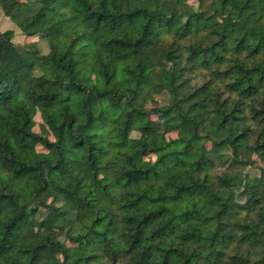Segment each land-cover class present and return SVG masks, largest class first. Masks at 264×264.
Returning <instances> with one entry per match:
<instances>
[{
	"label": "trees",
	"instance_id": "1",
	"mask_svg": "<svg viewBox=\"0 0 264 264\" xmlns=\"http://www.w3.org/2000/svg\"><path fill=\"white\" fill-rule=\"evenodd\" d=\"M7 1L0 264H264V0Z\"/></svg>",
	"mask_w": 264,
	"mask_h": 264
},
{
	"label": "rangeland",
	"instance_id": "2",
	"mask_svg": "<svg viewBox=\"0 0 264 264\" xmlns=\"http://www.w3.org/2000/svg\"><path fill=\"white\" fill-rule=\"evenodd\" d=\"M186 1L193 8H195L197 6L196 0H186ZM7 3H8L7 0H0V31L1 32L11 31L14 34V37H13L14 44L23 45L25 43H35V44H38L37 46H38V50L40 53H42V54L47 53L48 45L46 44V42H45V40L41 34L24 36L19 31V29L17 28L16 24H17L18 18L13 19V18H9V17L4 15L3 10H2V6L7 4ZM95 80L97 81L96 78H95ZM152 99L154 100V102L150 101V100L146 101L145 108H147V109L152 108L154 104H156L157 106H166L171 102L169 96L166 93L155 94L152 97ZM28 108L32 114V121H31V124L29 126V130L33 133L39 134V135L47 138L50 141H53L52 134L49 132V130L47 129V127L43 124V122L41 120L39 110L35 106H33L32 104H29ZM167 116H169V114H158V115L154 116V120L156 118H164ZM131 136L136 137L137 134L132 133ZM170 137L174 138L175 134H170ZM36 149L39 152L44 151V149L40 146H37ZM147 159L153 161L154 157L152 155H148ZM262 166H264V165H262ZM246 172L248 173V175L251 178L257 177L259 175V171L257 169L251 168V169L246 170ZM54 197H55V193L52 190H49L48 194H47V201H51L52 199H54ZM45 213L46 212L44 210L43 211L41 210L36 217L42 218L45 215ZM25 226H26V228H28L30 230L39 231L34 220L27 221ZM51 259L52 260H58V257H51Z\"/></svg>",
	"mask_w": 264,
	"mask_h": 264
}]
</instances>
